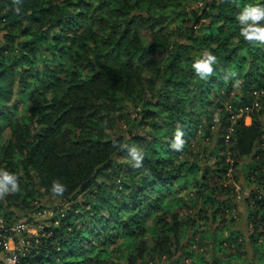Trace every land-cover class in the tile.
<instances>
[{"label": "trees", "instance_id": "16d2710c", "mask_svg": "<svg viewBox=\"0 0 264 264\" xmlns=\"http://www.w3.org/2000/svg\"><path fill=\"white\" fill-rule=\"evenodd\" d=\"M178 1L0 0V137L8 132L0 143V170L19 184L0 199V217L15 225L32 200L58 199L52 216L32 222L35 237L22 234L28 245L17 264L170 258L173 240L186 238L195 223L174 211L188 208L183 188L197 195L188 201L200 220L218 221L217 249L232 250L229 260L245 264L240 232L226 220L234 203L221 198L222 181L245 160L246 182L257 188L246 198V224L263 259L264 114L259 110L246 124L238 110L264 89V43L246 41L237 16L264 0H206L190 16H170ZM206 50L216 63L201 79L193 63ZM31 91L35 106L15 118L20 97ZM135 99L144 133H115L116 119ZM213 126L214 146L200 153L204 164L184 159L197 133L210 140ZM177 130L183 132L180 151L172 147ZM124 144L143 153L140 167ZM213 179L221 182L211 186ZM53 180L66 187L63 195L51 193ZM193 263L208 264L202 258Z\"/></svg>", "mask_w": 264, "mask_h": 264}, {"label": "rangeland", "instance_id": "374dc122", "mask_svg": "<svg viewBox=\"0 0 264 264\" xmlns=\"http://www.w3.org/2000/svg\"><path fill=\"white\" fill-rule=\"evenodd\" d=\"M206 0H179L177 4H174L170 7V16L173 14H177L178 12H184L187 16H190L191 13L198 11L201 9ZM190 21H186L184 25L186 27H190ZM24 25V24H23ZM3 34L4 32L0 30V44L3 43ZM141 37L144 40L145 44H149L151 42L149 31H141ZM31 92H26L22 95V100L17 104L15 110V118H24L29 115V108L35 106L36 99L33 98ZM150 96H148L149 98ZM140 100L135 99L134 101H130L126 105V110L122 118H117L114 124V132L121 134L122 136H128L130 134H142L144 133L145 128L141 127L139 124V120L141 118V107ZM259 110L264 114V98L260 102ZM262 122L264 123V115L260 117ZM216 121V119H215ZM249 123L251 121L250 118H245V123ZM217 133V126H213L211 130V138L206 139L201 136L196 135L195 139L192 140V154L186 153L184 159H188L189 162H197L198 164L203 165L202 162V152L203 148H212L214 146V140ZM7 129L4 133H2L0 137V143L2 144L7 139ZM200 162V163H199ZM214 163V162H213ZM211 165V163H209ZM249 164V160L241 161L238 165L236 171L232 172L230 169L227 178L224 179L223 186H227L225 192H222L223 199H226L228 196L232 199L234 203V209H232V213L226 214V220H231V227L240 232V241L242 243V260L245 264H264V257L262 260L259 259L261 254L257 249H254L252 246V242L250 239V227L246 224V198L249 196L251 190H256V186L251 185L250 182H246L243 167ZM216 182V183H214ZM221 181L213 179L211 181V186H216ZM182 194L185 197V209L176 208L174 211L178 213V215L185 220H194V225L189 228L186 238L183 240H173L172 245V253L171 257L173 261L177 260L179 264H194L193 261L199 260L202 258L204 261L208 262V264H237V261H230L231 257L230 251L225 250L224 252H220L216 244V236H215V228L219 226L218 221L211 222L206 219H199L197 215V211L194 207L189 205V197L195 198L197 195L195 193H189L188 190L182 189ZM43 193V191L41 190ZM189 194V195H187ZM179 193L174 194L172 200L179 196ZM186 195V196H185ZM81 197V196H80ZM58 199L55 196L44 195L41 198L32 200L29 203L27 209H23L19 213V218L17 223H24L29 230H35V234L37 230L32 227V222H40L45 218L52 216L51 210L52 207L58 204ZM64 206H68V204H64ZM221 211V209H220ZM210 213H208L210 217ZM228 217V218H227ZM31 219L33 221H31ZM8 225H12L8 223ZM224 236H227L224 234ZM199 237V238H198ZM260 243V241H259ZM186 252H192L194 255L191 257ZM161 258L156 260L154 264H171V259ZM196 258V260H194ZM230 259V260H229ZM234 259V258H233ZM152 264V263H150Z\"/></svg>", "mask_w": 264, "mask_h": 264}, {"label": "clouds", "instance_id": "9594fccd", "mask_svg": "<svg viewBox=\"0 0 264 264\" xmlns=\"http://www.w3.org/2000/svg\"><path fill=\"white\" fill-rule=\"evenodd\" d=\"M237 20L240 24V35L248 42L259 41L264 43V5H247L238 14ZM216 63V57L209 51H205L203 56L193 63V69L196 74L205 79L211 76L213 68L212 65ZM183 132L177 130L175 140L172 147L176 151H180L183 147L184 141L181 139ZM126 148L132 160L135 161L134 167H140L143 161V153L136 146H129L124 144L121 146ZM19 191L18 178L16 175L7 171L0 170V199L8 193H15ZM52 194L57 196L63 195L66 187L58 180L52 181L50 189Z\"/></svg>", "mask_w": 264, "mask_h": 264}, {"label": "built area", "instance_id": "2783aa9c", "mask_svg": "<svg viewBox=\"0 0 264 264\" xmlns=\"http://www.w3.org/2000/svg\"><path fill=\"white\" fill-rule=\"evenodd\" d=\"M253 102L245 105L238 110V116H245L250 118L253 114L257 113L260 108V99L264 97V89L254 90L252 92ZM230 110V106H227ZM26 236L35 237V230H29L24 223H16L15 225H8L4 219L0 217V259L4 264H17L18 256L21 254L22 249L28 241L24 240L22 234ZM17 239V243H14Z\"/></svg>", "mask_w": 264, "mask_h": 264}, {"label": "crops", "instance_id": "0c3cea01", "mask_svg": "<svg viewBox=\"0 0 264 264\" xmlns=\"http://www.w3.org/2000/svg\"><path fill=\"white\" fill-rule=\"evenodd\" d=\"M246 124H249V123H247V121H246Z\"/></svg>", "mask_w": 264, "mask_h": 264}]
</instances>
